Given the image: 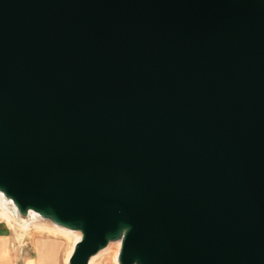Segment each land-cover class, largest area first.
Returning a JSON list of instances; mask_svg holds the SVG:
<instances>
[{"label": "water", "instance_id": "1", "mask_svg": "<svg viewBox=\"0 0 264 264\" xmlns=\"http://www.w3.org/2000/svg\"><path fill=\"white\" fill-rule=\"evenodd\" d=\"M0 193L68 264H264V0H0Z\"/></svg>", "mask_w": 264, "mask_h": 264}, {"label": "crops", "instance_id": "2", "mask_svg": "<svg viewBox=\"0 0 264 264\" xmlns=\"http://www.w3.org/2000/svg\"><path fill=\"white\" fill-rule=\"evenodd\" d=\"M74 244L56 236L25 242V238L15 237L11 228L0 225V264H68Z\"/></svg>", "mask_w": 264, "mask_h": 264}, {"label": "bare ground", "instance_id": "3", "mask_svg": "<svg viewBox=\"0 0 264 264\" xmlns=\"http://www.w3.org/2000/svg\"><path fill=\"white\" fill-rule=\"evenodd\" d=\"M0 216L4 218L10 226H12L16 230V237L19 239H24L29 233L32 231L42 230V231H48V232H54L57 234H62L68 238H70L72 241L77 242L80 239V235L78 233L70 232L64 229L56 228L52 225H49L47 223L40 222L37 220V218L34 216V214H31V218L24 220V224H18L16 218H15V209L11 205L10 202H7L4 199V196L2 193H0ZM7 224V225H8ZM119 246H117L115 252V261L116 256L118 253ZM101 255V254H100ZM100 255L97 257H94L90 264H96L100 260Z\"/></svg>", "mask_w": 264, "mask_h": 264}, {"label": "rangeland", "instance_id": "4", "mask_svg": "<svg viewBox=\"0 0 264 264\" xmlns=\"http://www.w3.org/2000/svg\"><path fill=\"white\" fill-rule=\"evenodd\" d=\"M7 221L2 218L0 216V225H3V226H8V228H11L12 232L14 231L15 233V237H16V230L10 226V224H8ZM47 236H56L58 238H62L68 242H72V240L62 234H57V233H54V232H48V231H40V230H37V231H32L31 233H29L26 237H25V242L29 239H33L35 237H47ZM18 238V237H17ZM19 239V238H18ZM116 246H111L109 249H107L105 252H103L101 255H100V260L96 263H103V264H116V261H115V252L114 250H116Z\"/></svg>", "mask_w": 264, "mask_h": 264}]
</instances>
